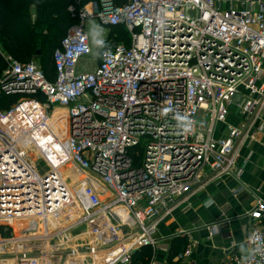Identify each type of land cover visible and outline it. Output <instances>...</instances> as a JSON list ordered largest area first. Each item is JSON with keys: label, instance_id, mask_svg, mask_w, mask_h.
<instances>
[{"label": "built area", "instance_id": "1", "mask_svg": "<svg viewBox=\"0 0 264 264\" xmlns=\"http://www.w3.org/2000/svg\"><path fill=\"white\" fill-rule=\"evenodd\" d=\"M81 1L53 79L11 56L0 74V99L18 97L0 108V264H129L181 202L238 177L242 147L264 132V0ZM89 19L128 38L93 56ZM249 215L235 264H264L261 199Z\"/></svg>", "mask_w": 264, "mask_h": 264}, {"label": "crops", "instance_id": "2", "mask_svg": "<svg viewBox=\"0 0 264 264\" xmlns=\"http://www.w3.org/2000/svg\"><path fill=\"white\" fill-rule=\"evenodd\" d=\"M110 35L111 31L105 40ZM227 122L238 124L239 120L231 114ZM238 163V177L224 176L209 183L160 223L159 242L145 258L148 264H174L179 254L170 259L169 253L179 235L193 248L180 264H235L237 257L248 252L249 214L258 199L264 202V132L242 147ZM141 249L133 251L129 264Z\"/></svg>", "mask_w": 264, "mask_h": 264}, {"label": "trees", "instance_id": "3", "mask_svg": "<svg viewBox=\"0 0 264 264\" xmlns=\"http://www.w3.org/2000/svg\"><path fill=\"white\" fill-rule=\"evenodd\" d=\"M88 1L82 0L80 5ZM115 1L117 4H123L128 0ZM55 2L61 7L59 9L60 11L67 10L68 13L62 12V15L63 17L66 15L69 16L70 22L67 25L63 24L62 33L56 35L53 37V40L49 41L45 37L37 34L36 28L31 27L33 25L32 19L29 16V9L33 5L36 7L35 21L40 23L44 18L46 19V16L54 13L52 10L53 7H50V5L45 6L41 0H0V49L22 62H29L38 57L40 59L38 61L49 79H53L55 76V65L53 62L54 50L60 45L68 28L78 22V18L73 17L68 11L71 4H76V0H56ZM55 10L57 11L58 9L55 7ZM112 38L114 41H122L127 39L128 36L120 27H114L111 29L110 39ZM37 43H40L41 47H38ZM51 47L50 58L48 61H43L41 58L44 57V52L46 50L48 51ZM38 50H40V54H37ZM1 54L2 52L0 53V74L7 66L6 60L3 59ZM17 98V96H2L0 99V108L5 109L10 107ZM1 231L4 233L3 227ZM187 244L188 241L184 235L177 236L172 244L169 258L172 259L174 256L182 253ZM152 250V246H145L136 252L133 257V264H148V260H145V258L152 255Z\"/></svg>", "mask_w": 264, "mask_h": 264}, {"label": "rangeland", "instance_id": "4", "mask_svg": "<svg viewBox=\"0 0 264 264\" xmlns=\"http://www.w3.org/2000/svg\"><path fill=\"white\" fill-rule=\"evenodd\" d=\"M41 1L44 2L45 6L50 5V7H53L52 10L54 13H52L53 15L49 14L48 16H46V19L44 18L42 22L37 23L35 21L36 7L34 5L31 6L29 9V16L32 19V25H33L31 27L36 28L35 30L37 34L41 35V37H45L47 40L50 41V40H53V37L62 33L63 24L67 25L70 22V19H69V16L67 15L63 17L62 12H65V13H68V12L66 9L64 11L59 10L61 9V7H59L57 3L58 1L57 2H55L56 0H41ZM55 7L58 9L57 11L55 10ZM86 28L90 35L91 44L94 48L93 56H95L97 55L99 45L102 43V41H104L108 37V34L111 31V28L108 25H105L102 22H100L98 19H89L86 22ZM37 44H38V47H41L40 43H37ZM51 50H52V47L48 51L46 50L44 52V55H43L44 57L41 58L43 61H48L51 55ZM1 52H2L1 56L5 60L7 56L13 57L11 54L5 52L2 49H0V53ZM36 59L38 60L39 58L36 57ZM85 62L87 63V67H89V69H92L93 66L95 65L94 61L92 62V60L83 58L80 62V69L83 68L82 66L85 64ZM6 64H7V60H6ZM64 110L65 109L62 107H58V106L54 107L51 113V121H52L53 127L63 136L62 138L66 139L67 132L65 131L66 130L65 126H66L67 120L65 116L67 115V112L66 110L65 111ZM42 164H44L43 161H42ZM13 232H14V235L16 234L18 235L17 231L13 230Z\"/></svg>", "mask_w": 264, "mask_h": 264}, {"label": "bare ground", "instance_id": "5", "mask_svg": "<svg viewBox=\"0 0 264 264\" xmlns=\"http://www.w3.org/2000/svg\"><path fill=\"white\" fill-rule=\"evenodd\" d=\"M64 111H65V110H64ZM65 113H66V112H65ZM65 117H66V120H67V115H66ZM65 128H66V132H67V122H66V127H65Z\"/></svg>", "mask_w": 264, "mask_h": 264}, {"label": "water", "instance_id": "6", "mask_svg": "<svg viewBox=\"0 0 264 264\" xmlns=\"http://www.w3.org/2000/svg\"><path fill=\"white\" fill-rule=\"evenodd\" d=\"M37 54H40V50H38Z\"/></svg>", "mask_w": 264, "mask_h": 264}]
</instances>
